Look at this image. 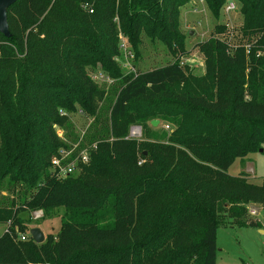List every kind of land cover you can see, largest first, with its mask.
Instances as JSON below:
<instances>
[{
    "label": "trees",
    "instance_id": "trees-1",
    "mask_svg": "<svg viewBox=\"0 0 264 264\" xmlns=\"http://www.w3.org/2000/svg\"><path fill=\"white\" fill-rule=\"evenodd\" d=\"M190 1L19 0L8 9V32H0V188L18 203L0 206V225L10 224L0 236V264H217L219 228H259L248 205L264 208V183L228 171L264 147V56L257 54L264 0H234L243 36L256 37L248 53L214 35L197 45L202 77L180 63V13ZM204 1L218 18L230 0ZM142 34L175 60L122 74L121 39L138 58ZM90 69L117 81L109 122L96 129L89 162L57 177L52 161L71 148L56 127L78 110L97 119L107 96ZM154 120L173 132L153 139ZM134 125L144 140L128 138ZM58 210L56 238L19 240L31 229L22 214Z\"/></svg>",
    "mask_w": 264,
    "mask_h": 264
},
{
    "label": "rangeland",
    "instance_id": "rangeland-1",
    "mask_svg": "<svg viewBox=\"0 0 264 264\" xmlns=\"http://www.w3.org/2000/svg\"><path fill=\"white\" fill-rule=\"evenodd\" d=\"M236 4L239 10L237 13L226 14L222 8L218 18L211 14L204 0H191L181 9L179 22L180 31L184 37V55L180 58V63L182 67L188 69L190 74L196 77L203 76V56L199 53L197 45L207 41L212 35L227 42L232 48L243 46L247 53L249 52L250 43L255 42L256 37L246 38L243 36V17L240 13V5L237 2ZM218 26L225 29L216 34ZM191 32L192 35H190ZM141 40L137 58L134 57V52H130L131 49L127 41L124 38L121 39L123 47L116 60L122 74L144 73L174 62L172 51L167 46L159 41L150 40L146 34L141 35ZM128 54H131L132 57ZM257 54L264 56V48L258 50ZM88 74L100 88L106 91L107 96L100 105L97 119L78 110L75 111L76 113H68L69 123L65 128L56 127V133L60 134L62 140L66 141L71 149L78 143L89 144L94 138L96 129L107 126L118 90L117 81L106 72L100 69H90ZM151 123L150 126L155 132L153 139L156 140L168 137L174 130V126L168 122L159 121L156 127H153ZM166 126H169V130L165 129ZM132 127L141 128V135L131 139L144 140L143 128L140 125ZM139 163H144V160ZM228 174L234 177L246 175L253 184L262 185L264 183V147L262 152L259 151L244 159L235 160ZM12 201L17 204V196L9 193L3 187L0 188V206H9ZM248 207L250 217L259 223V228L229 227L227 225L219 228L217 232V264H264V208L256 204H249ZM62 214L63 210H58L51 217H45L44 214L42 218L38 219L34 214L31 216L22 214L21 216L31 228L30 231L39 228L45 237L50 234L56 238L61 229ZM3 231L4 224L0 225V236Z\"/></svg>",
    "mask_w": 264,
    "mask_h": 264
},
{
    "label": "built area",
    "instance_id": "built-area-1",
    "mask_svg": "<svg viewBox=\"0 0 264 264\" xmlns=\"http://www.w3.org/2000/svg\"><path fill=\"white\" fill-rule=\"evenodd\" d=\"M223 8H224V12L226 14L237 13V11H239L237 4L234 0L228 1L224 5ZM128 55H130V57H132L131 54H128ZM165 129L169 130V126H166ZM140 135H141V128L132 127L130 130V135L128 136V138L129 139L137 138ZM58 136L62 139L60 134ZM80 145H81V143H78V144L74 145L73 148L70 150L62 149L60 151L59 156L53 159V161H52L53 172L57 173L56 174L57 177H66V176H69L71 174H74L75 172H78L79 171V165L80 164L86 165L90 160L91 153L97 149L96 143H93L92 145H89V144L83 145L82 144L83 145L82 150L80 152H78V154L74 160H71V156L73 154H75V152H77L79 150V148H81L82 145L81 146ZM34 215L37 216L36 217L37 219L42 218L43 212H41V211L35 212ZM8 225H10V224H7L4 226L3 232H8ZM30 232L31 231H29V233H27V234L20 235L19 240L21 242H26L29 239H31L32 237H31Z\"/></svg>",
    "mask_w": 264,
    "mask_h": 264
},
{
    "label": "water",
    "instance_id": "water-1",
    "mask_svg": "<svg viewBox=\"0 0 264 264\" xmlns=\"http://www.w3.org/2000/svg\"><path fill=\"white\" fill-rule=\"evenodd\" d=\"M19 0H0V32L5 34L8 32L7 11ZM192 35V32L190 33ZM159 121H152L151 125L156 127ZM263 150H260L262 152ZM33 241L36 244H42L45 241V235L39 228H34L30 232Z\"/></svg>",
    "mask_w": 264,
    "mask_h": 264
}]
</instances>
